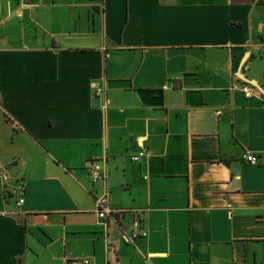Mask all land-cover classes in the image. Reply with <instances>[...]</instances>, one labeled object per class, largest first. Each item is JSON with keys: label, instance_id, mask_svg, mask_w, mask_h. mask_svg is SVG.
Returning <instances> with one entry per match:
<instances>
[{"label": "crops", "instance_id": "crops-1", "mask_svg": "<svg viewBox=\"0 0 264 264\" xmlns=\"http://www.w3.org/2000/svg\"><path fill=\"white\" fill-rule=\"evenodd\" d=\"M243 84L264 95V0H0V264H264Z\"/></svg>", "mask_w": 264, "mask_h": 264}, {"label": "built area", "instance_id": "built-area-1", "mask_svg": "<svg viewBox=\"0 0 264 264\" xmlns=\"http://www.w3.org/2000/svg\"><path fill=\"white\" fill-rule=\"evenodd\" d=\"M239 88L245 95V97L247 99H254V98H258L264 105V95L258 93L253 87H251L248 84H243L241 86H235L234 87ZM96 94L97 95H102L103 94V89L101 87H98L96 90ZM146 157V152L145 151H141L138 154L133 155V160L134 161H141L142 159H144ZM245 160L254 166H257L260 164V159L253 153L249 152L248 154H246L245 156ZM105 175H103L101 172L99 171H93L92 173V180L93 182H99L104 180ZM147 179V177H145ZM3 180L5 182L9 181V176L5 175L3 177ZM19 191V199H18V206H22L25 202V186L22 184V186L18 189ZM97 204V213H98V217L102 220H106L109 219L113 216L114 214V210L111 207V202H110V197L108 194H104L100 197L97 198L96 201ZM147 232L146 231H142L140 229H134L130 234L128 233L125 238L127 240L128 243L131 244H135V242L139 239V238H143L147 236ZM70 264H91V260L89 258H83V259H79L76 261H73Z\"/></svg>", "mask_w": 264, "mask_h": 264}, {"label": "trees", "instance_id": "trees-1", "mask_svg": "<svg viewBox=\"0 0 264 264\" xmlns=\"http://www.w3.org/2000/svg\"><path fill=\"white\" fill-rule=\"evenodd\" d=\"M90 1H95V0H90Z\"/></svg>", "mask_w": 264, "mask_h": 264}]
</instances>
